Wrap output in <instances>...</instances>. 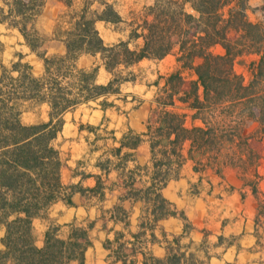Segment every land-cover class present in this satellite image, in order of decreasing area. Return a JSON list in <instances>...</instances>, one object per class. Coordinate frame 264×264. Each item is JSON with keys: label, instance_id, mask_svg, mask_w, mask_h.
<instances>
[{"label": "trees", "instance_id": "16d2710c", "mask_svg": "<svg viewBox=\"0 0 264 264\" xmlns=\"http://www.w3.org/2000/svg\"><path fill=\"white\" fill-rule=\"evenodd\" d=\"M62 1L67 10L57 18L54 34L63 38L66 52L48 56L41 50L47 38L35 27L45 0H0V22L18 29L43 61L39 75L23 62L21 53L10 66L1 65L0 224L5 226V235L0 264L83 261L91 245L92 224L73 225L67 238L60 237V229L51 226L44 245L35 243L34 219L43 217L57 201L72 204L75 192L84 193L77 185L62 183L63 162L55 140L66 113L91 102H98L103 109L113 106L109 97L119 94L123 83L136 80L132 69L143 60L173 55L177 64L173 72L162 77V85L159 80L155 82V108L144 134L151 142L156 169L146 194V200L154 201V224L169 216L184 218L160 190L177 176L173 168L185 160L182 150L186 141L190 142L191 157L197 153L209 161L227 159L231 164L239 160L236 152H247L250 164H257L261 158L252 145H263L264 140V19L251 20L250 13L256 9L250 0H154L129 40L114 44H106L96 28L98 21H122L112 4L83 0L82 6L75 7L73 0ZM217 46L222 53L212 52ZM84 54L98 56L100 64L80 67L78 61ZM250 55L256 59L250 62L246 79L235 65L239 58ZM100 66L111 74L105 84L97 82ZM42 104L48 105V120L24 123L23 112ZM189 117L201 124L188 126ZM249 123L257 125L255 130L247 132ZM128 138L115 149L116 154L124 146L136 148L143 141L140 134L130 133ZM109 164L108 159L102 167L107 169ZM98 189L100 182L91 191ZM154 190L158 192L152 198ZM254 191L257 193L256 188ZM256 224L264 226L263 199H259ZM179 242L175 237L166 257L156 262L201 264L194 253L183 251Z\"/></svg>", "mask_w": 264, "mask_h": 264}, {"label": "crops", "instance_id": "0c3cea01", "mask_svg": "<svg viewBox=\"0 0 264 264\" xmlns=\"http://www.w3.org/2000/svg\"><path fill=\"white\" fill-rule=\"evenodd\" d=\"M73 1L75 7L82 6L83 0ZM105 1L114 6L122 19L118 23H96L106 44L128 41L131 31L144 19L146 7L154 2L147 0L141 15L136 16L139 0ZM66 10L62 0H45L42 12L35 20L36 29L47 38L41 50H46L48 56L66 52L63 38L54 34L57 18ZM214 49L223 52L220 46ZM20 53L24 56L23 62L32 67L35 75L43 72V61L31 51L19 30L0 22V76L1 65L10 66ZM243 58H250L251 62L256 56H244L239 60ZM82 59H89L90 63L81 65ZM165 59L143 60L136 66ZM174 62L177 68L175 58ZM78 63L80 67L91 68L100 61L98 56L84 54ZM100 74L104 75L102 80ZM168 75H160L153 83L146 84L136 74L135 81L123 83L121 92L109 97L113 106L103 109L98 102H91L65 114L63 129L55 140L65 137L70 148L63 160L60 144H55L63 162L61 180L67 186L77 185L84 193L75 192L72 204L57 201L43 217L34 219L33 232L38 247L44 245L45 233L51 226L58 227L60 237L67 238L73 225L88 227L92 224L89 230L91 245L85 250L83 261L74 260L69 264H158L156 260L166 257L167 247L175 237L180 238L182 250L194 253L201 264H264V226L256 224L259 199L264 200V140L263 145L257 142L252 145V149L261 155L257 164L249 163L247 152H236L239 160L233 164L227 159L209 161L207 156L197 153L191 157L190 142L186 141L182 150L185 160L180 167L173 168V174L177 176H173L160 190L161 196L172 204L173 209L183 213L184 218L169 216L157 224L152 222L155 205L153 200H146V194L153 184L156 169L151 142L144 134L155 108L153 100L158 90L155 82L159 80L162 85V77ZM110 78L111 74L100 66L97 82L105 84ZM152 87L157 88L152 98L137 97V91L144 89L146 94ZM43 107L47 109L48 118V105L42 104L25 110L23 122L27 113ZM81 108L87 113L81 116L80 123L90 128L89 134L82 128L78 129V123L66 121L68 114ZM32 123L37 122L26 124ZM193 124L201 123L198 120L193 123L189 117L187 125ZM256 126L249 123L247 132L255 130ZM130 133L140 134L143 141L136 148L124 146L116 154L115 149L128 141ZM259 147L263 148L259 150ZM108 159L110 164L105 169L102 166ZM99 182L100 189L91 191ZM157 192L154 190L151 197L154 198ZM4 235L5 226L0 224V250L4 248Z\"/></svg>", "mask_w": 264, "mask_h": 264}, {"label": "rangeland", "instance_id": "374dc122", "mask_svg": "<svg viewBox=\"0 0 264 264\" xmlns=\"http://www.w3.org/2000/svg\"><path fill=\"white\" fill-rule=\"evenodd\" d=\"M147 5V0H139L138 4L135 9L136 16L141 15V11L143 9V6ZM252 6L256 9L254 13H251V19L252 20H262L264 19V0H252ZM145 12V11H144ZM212 52L219 53L216 49H213ZM174 56L170 55L166 57V59L162 62L148 64L144 63L139 66H136L134 68V72L138 74L139 79H141L142 83L151 84L153 83L158 76L160 75H168L171 73V71H174L176 69L175 62H174ZM81 65H88L90 63L89 59H82ZM250 64V58H243L242 60H237L235 68L237 72L244 73L245 77L249 79V70L248 66ZM7 66V65H6ZM103 74H100V80L103 79ZM163 81H161L162 83ZM157 88L152 87L148 89V93L145 94L144 89L137 91V97L140 99H150L154 95ZM145 95V96H143ZM138 100H135V103H137ZM84 113H87V110L84 108L79 109L76 113H71L66 116V121L69 123H78L77 128H82L83 131H85L87 134L90 132V128L86 124H81V116L84 115ZM47 109L46 107L43 108H36L30 113H27L26 116H24V122H44L47 121ZM92 137V136H91ZM67 139L65 137L59 138L55 144H60V149L62 151V158L63 160L66 159L67 154L69 153V142L66 141Z\"/></svg>", "mask_w": 264, "mask_h": 264}]
</instances>
